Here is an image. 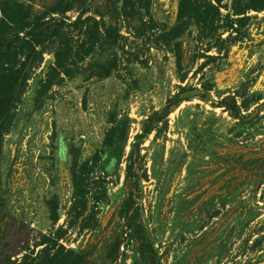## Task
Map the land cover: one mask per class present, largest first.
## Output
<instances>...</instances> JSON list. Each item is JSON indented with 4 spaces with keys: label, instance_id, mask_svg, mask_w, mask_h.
I'll use <instances>...</instances> for the list:
<instances>
[{
    "label": "rangeland",
    "instance_id": "374dc122",
    "mask_svg": "<svg viewBox=\"0 0 264 264\" xmlns=\"http://www.w3.org/2000/svg\"><path fill=\"white\" fill-rule=\"evenodd\" d=\"M59 1L0 135V264H264V0Z\"/></svg>",
    "mask_w": 264,
    "mask_h": 264
},
{
    "label": "trees",
    "instance_id": "16d2710c",
    "mask_svg": "<svg viewBox=\"0 0 264 264\" xmlns=\"http://www.w3.org/2000/svg\"><path fill=\"white\" fill-rule=\"evenodd\" d=\"M73 3L74 0H60L48 11L66 12ZM32 4V0H0V135L24 89L29 72L42 57L36 43L63 37L64 22L55 17L45 19V12H36ZM108 37L116 41L112 29L108 30ZM110 73L111 67L104 74ZM127 130L128 122L121 120L112 129L110 148L117 150L120 147L118 142Z\"/></svg>",
    "mask_w": 264,
    "mask_h": 264
},
{
    "label": "water",
    "instance_id": "95a60500",
    "mask_svg": "<svg viewBox=\"0 0 264 264\" xmlns=\"http://www.w3.org/2000/svg\"><path fill=\"white\" fill-rule=\"evenodd\" d=\"M154 255L152 254V253H148L147 254V259H148V262L150 263V264H156V262H154Z\"/></svg>",
    "mask_w": 264,
    "mask_h": 264
}]
</instances>
